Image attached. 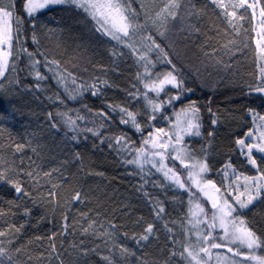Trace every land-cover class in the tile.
I'll list each match as a JSON object with an SVG mask.
<instances>
[{"label": "snow or ice", "instance_id": "6c2138e0", "mask_svg": "<svg viewBox=\"0 0 264 264\" xmlns=\"http://www.w3.org/2000/svg\"><path fill=\"white\" fill-rule=\"evenodd\" d=\"M216 3L217 0H212ZM69 4L74 5L76 8L82 10L94 23L95 30L102 35L110 37L112 40L118 43L124 44L130 49L131 52L135 53L137 51L134 44L131 42L132 38L138 35L139 30L143 27L139 23L138 14L135 10L130 7V0H26L25 3V13L28 17H33L38 11L46 9L53 5ZM259 4V0H239L237 4L226 5L223 0H220L218 6L225 9V15L236 17V12H227L228 7L232 8H245L252 9L255 13V9ZM11 7V5L9 6ZM179 7L176 0H171V2L165 5L159 13L156 14V20L164 23L169 18H175V9ZM260 14V25L262 31L260 35L264 36V6L259 9ZM243 19V17H239ZM232 24V20L228 21ZM13 23L15 28H13ZM32 27L35 29V23L32 22ZM21 33H22V20L19 16L15 17L13 20V11L8 10L2 3H0V79L5 78V73L10 67V60L13 57V42L15 41L17 45L21 44ZM159 35L163 36V32ZM33 43H38L35 33L32 36ZM148 40L151 44L148 46V52L158 49L163 52V49L155 40L149 36ZM258 44L260 41L257 42ZM20 52L25 53L29 60L32 61L30 67L35 71V77L38 81L46 79L38 70H36V65L40 64L39 60L35 59L33 53L28 52L27 48L20 47L19 51L16 53L17 58ZM43 55L42 53H39ZM147 54L139 56V60L145 61L146 65L150 64L151 61L147 60ZM171 63V61H168ZM44 66L48 71L52 72L58 83L65 84V90L68 91L66 86V77L59 71L60 63L59 61H48L45 57ZM11 67L15 69V62L12 63ZM173 69L175 66L173 65ZM147 70V69H146ZM66 71V70H65ZM71 76V73L67 74ZM149 76L151 74H148ZM264 75V73H262ZM157 81L151 83H145V88L151 92H154L157 96L164 91L166 85H171L172 87L180 90L177 95L170 96L166 101L171 104L173 101L180 100L181 94L189 91L182 87V81L177 80V76L173 72H168L163 75V78L157 77ZM72 83L76 84L75 77H72ZM84 85H78L75 91L79 92ZM95 89V85L89 86ZM256 91L264 92V82H262ZM95 95V91L92 93ZM71 98L75 99L72 95ZM145 99H148L149 106L152 108L153 113L159 111L162 107L160 102H154L149 99L147 92L145 93ZM125 112L129 119H122V123H131L137 131H142L140 125L136 122L135 115L132 112H127L125 109H121ZM51 116V114H49ZM66 115V114H59ZM98 115L106 116L105 113H98ZM83 119L82 117H79ZM155 119V115L151 117ZM176 124L173 126L172 132H166L163 128H157L154 132L149 133L147 138L142 142L146 147H141L136 149V158L127 163H135L141 169H143L145 163H149L157 171L161 172L162 175L169 180L171 183L177 185L179 188L185 189L190 194V207L189 211L193 218L190 221L192 228L195 230V235L197 236L198 243L201 245L208 244V247L200 246L199 252L204 253L205 257L211 258L212 253L209 248L219 249L221 247H226L228 253H232V256H243L245 262H251V264H264V256L257 255L256 253L264 248V240H261L256 233L247 226L243 219L234 215L236 213L237 206L240 208L247 207L252 200L264 191V169H261L260 165L257 164L256 158L253 156V152L261 154V159L264 160V116H259V123L256 124L255 130H249L245 137L249 140L245 143V139H238L237 144L240 146L241 151L246 150L247 162L252 165L257 174L255 176H243L242 174H236L235 170L232 169L234 174V182L230 185L224 187H218L212 180L206 179L204 174L209 171L206 159L197 160L195 156L187 151V147L183 145L182 141L184 136H199L200 133V123H199V108L196 106L195 102L189 104L186 108H182L179 113L176 114ZM256 117L254 116V123ZM213 120V124H215ZM66 123L75 125V121L68 117ZM75 130V128H73ZM92 131V129H88ZM99 135V133H95ZM75 139V137H73ZM124 140L121 136L117 138L116 142L120 143ZM171 159L174 163L176 161L186 170V176L182 179L180 174L175 171L174 166L170 167L167 161ZM231 168V165L225 166L224 175L227 177V169ZM31 176V173H28ZM3 174L0 173V178ZM185 180L188 183H185ZM243 181V185L238 183ZM243 187V191H240ZM15 190L17 193L22 191L21 185L16 184ZM254 193V194H253ZM197 194H202V197L210 204V212L205 211L201 204L195 200ZM247 194V195H246ZM54 195V194H50ZM243 197V199H242ZM74 199L79 200V193L76 194ZM163 209H159L157 215L162 212ZM205 225V231H201L199 226ZM219 229L221 235H214V232ZM148 234L152 233V226L146 229ZM3 233H0L2 235ZM141 239L147 240L148 235H144ZM219 241V242H217ZM229 245H236L237 250L234 251ZM240 249H246L247 254L245 255L240 251ZM187 255L192 261H196V264H207V259L200 260L197 259L198 253L193 254L192 251L185 249ZM216 264H236V261L227 255L217 254Z\"/></svg>", "mask_w": 264, "mask_h": 264}]
</instances>
